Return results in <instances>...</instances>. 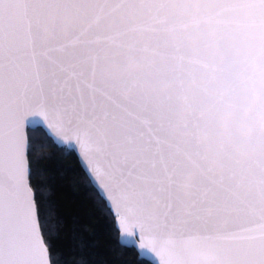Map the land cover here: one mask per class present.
Returning a JSON list of instances; mask_svg holds the SVG:
<instances>
[{
	"label": "snow or ice",
	"instance_id": "snow-or-ice-1",
	"mask_svg": "<svg viewBox=\"0 0 264 264\" xmlns=\"http://www.w3.org/2000/svg\"><path fill=\"white\" fill-rule=\"evenodd\" d=\"M54 158L118 255L264 264V0H0V264H108Z\"/></svg>",
	"mask_w": 264,
	"mask_h": 264
},
{
	"label": "trees",
	"instance_id": "trees-1",
	"mask_svg": "<svg viewBox=\"0 0 264 264\" xmlns=\"http://www.w3.org/2000/svg\"><path fill=\"white\" fill-rule=\"evenodd\" d=\"M55 155H59L56 153ZM49 166L56 179L53 181V199L56 201L60 213L67 218L58 246L65 253L66 259H72V235L74 230L85 238L87 247L84 252L90 261L108 262V264H138L136 253L125 250L117 254L113 251L116 240L112 238L105 227L102 214L96 209L89 195V190L84 186V177L79 167L73 160H65L58 165L54 158ZM69 168L63 176L60 168ZM78 220V223L73 221Z\"/></svg>",
	"mask_w": 264,
	"mask_h": 264
}]
</instances>
